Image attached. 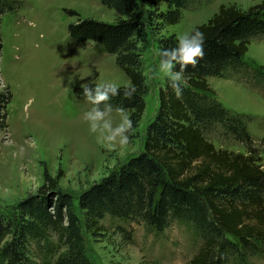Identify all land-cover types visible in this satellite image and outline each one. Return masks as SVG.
Instances as JSON below:
<instances>
[{
  "label": "trees",
  "instance_id": "trees-1",
  "mask_svg": "<svg viewBox=\"0 0 264 264\" xmlns=\"http://www.w3.org/2000/svg\"><path fill=\"white\" fill-rule=\"evenodd\" d=\"M200 1L101 0L119 14L116 21L84 17L68 25L71 38L94 41L116 55V63L136 92L131 99L121 93L109 103L127 109L135 130L146 108L149 86L143 50L149 46L153 28L179 23L183 10ZM160 2L167 4L165 10L159 8ZM14 4V0H0V19ZM196 29L205 36L204 59L196 68L188 66L184 73L188 86L181 98L167 78L159 88L158 110L147 126L143 149L85 189L78 197V208L73 196L59 187L61 175L54 177L45 169L37 194L18 201L11 212L0 211V240L13 233L0 247L1 260L30 264L28 239L37 225H44L60 230L67 246L52 264H95L87 253L83 228H100L99 221L106 215L142 218L157 233L174 221L192 223L203 243L190 264H226L231 255L264 252L262 165L251 155L217 149L205 136L207 129L220 123L237 139L249 137L246 124L251 117L232 113L218 101L207 77H225L229 71L248 74L250 69L256 77H264L263 65L245 61L251 40L264 36V0L248 8L221 4L208 22L191 31ZM157 41L159 52L174 47L176 34L162 35ZM74 91L83 97L80 87ZM11 99L9 88L0 91V129Z\"/></svg>",
  "mask_w": 264,
  "mask_h": 264
},
{
  "label": "rangeland",
  "instance_id": "rangeland-1",
  "mask_svg": "<svg viewBox=\"0 0 264 264\" xmlns=\"http://www.w3.org/2000/svg\"><path fill=\"white\" fill-rule=\"evenodd\" d=\"M14 1V8L0 19V91L9 88L12 93L3 118L5 126L0 129V211L4 212L37 194L45 169L54 177L61 175L59 187L73 196L78 208V197L85 189L143 149L147 126L158 110L159 88L166 81L163 74L153 71L160 60L158 38L190 32L208 22L221 4L248 8L263 0H201L183 10L179 23L153 28L149 46L143 50L149 86L146 108L136 136L125 150L116 151L97 143L83 119L92 105L74 89L83 82L105 80L130 85V78L116 63L115 54L94 41L71 38L68 25L84 17L114 22L119 14L101 0ZM159 8L165 10L167 4L160 2ZM245 61L264 66V36L251 40ZM250 71L207 77L218 101L232 113L251 117L246 124L248 139L235 138L220 123L207 129L205 136L217 149L253 156L264 169V77ZM113 117L118 120L116 113ZM98 225L83 228L86 250L95 264H190L203 243L189 222L174 221L162 233L142 218L106 215ZM12 238L13 233L5 235L0 247ZM64 242L60 230L37 225L26 245L30 264H52L66 250ZM0 264L8 261L0 259ZM226 264H264V252L231 255Z\"/></svg>",
  "mask_w": 264,
  "mask_h": 264
},
{
  "label": "clouds",
  "instance_id": "clouds-1",
  "mask_svg": "<svg viewBox=\"0 0 264 264\" xmlns=\"http://www.w3.org/2000/svg\"><path fill=\"white\" fill-rule=\"evenodd\" d=\"M174 47L162 49L158 55L159 64L154 73L163 74L169 81V87L179 99L188 86L184 73L188 66L196 68L204 59L206 43L204 33L198 29L178 33ZM179 66V70H177ZM82 95L92 105L84 111L83 119L89 126V131L95 135L98 144L109 151L125 150L130 143L131 135L135 133L134 121L123 106L114 107L109 103L113 97L123 95L131 99L136 89L131 85L121 86L113 81L83 82L80 84ZM105 105L103 108L101 105ZM116 113L118 120L113 117Z\"/></svg>",
  "mask_w": 264,
  "mask_h": 264
}]
</instances>
